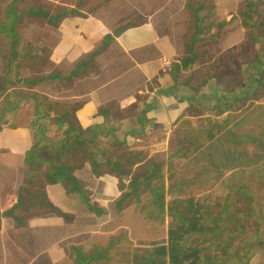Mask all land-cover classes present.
Masks as SVG:
<instances>
[{"label": "rangeland", "instance_id": "obj_1", "mask_svg": "<svg viewBox=\"0 0 264 264\" xmlns=\"http://www.w3.org/2000/svg\"><path fill=\"white\" fill-rule=\"evenodd\" d=\"M243 2L233 0L234 11L230 14L234 20L228 24V28H224H227L226 33L220 32V24L228 17L229 11L217 12L203 21L205 29L200 35L203 42L194 47V54L200 62L179 76L180 83H183L193 73L194 80L190 84L195 86L207 75L217 73V78L210 80L201 90L221 96L220 109L224 110L227 105H232L233 109L221 114L216 109L207 110L205 106L194 109L192 117L184 120L178 128V150L166 158L163 173L168 179L167 184L173 188V197L194 199L200 203L202 212L208 211L204 225L219 231L206 233L208 239L213 238L211 250L214 243L227 241L231 233L235 239L229 252L234 263L264 264V249L256 244L258 239L264 240V83L255 93L257 99L252 102V107L246 109L251 106L249 101L242 105L234 100V96H241L239 89L253 73L246 71V59L252 50L236 11V7L238 10ZM39 4L35 0H0V24L15 15L18 17V37L15 34L18 43L14 45L20 51L15 59L11 58L8 45L13 38L5 41L0 36V117L3 116L0 126L4 129H21L31 128L34 123H45L47 132L44 140L35 132V141L38 147L52 148L58 145L61 132L58 133L56 126L49 125L48 120L38 118L31 96L42 95L52 103L68 105L72 109L80 103L81 100L76 97L84 92L86 86L72 76L56 75V66L48 60L55 40L50 32V24L43 18L29 14L30 10H35L31 7L36 8ZM257 4L259 10L264 11V0ZM41 6L40 11L50 13L51 5L48 2ZM207 8L210 6L207 5ZM4 29V36H11L8 29ZM214 36H217L215 40ZM262 43L256 45V50L262 47ZM259 54L264 61V54L260 50ZM186 56H190L188 50ZM220 58L225 63L216 70L214 65ZM215 85L218 86L217 90L214 89ZM183 92L193 94L187 87L180 90V94ZM204 104L213 107L215 101ZM101 146L108 147L110 152L122 153L112 148L109 142L102 141ZM131 206V210L119 218L114 235L104 234L100 242L84 250L93 252L96 247H106L111 237L117 239L108 252L107 260L93 264H133L134 255L141 253L148 244L166 239L168 219L164 222L154 211L149 194L142 196L140 203ZM42 213L34 210L29 216ZM229 215L234 216L237 229L226 230L231 228ZM219 233L220 239L217 238ZM24 239V236L11 231L0 232V264H50L44 256H37L38 252L33 251ZM19 240L23 241L20 245ZM246 243L253 246L244 248ZM204 246H208V242ZM236 248L240 255L244 256V253L250 257L249 261H240V256H233ZM67 252L60 250L53 264H75L71 259L67 261Z\"/></svg>", "mask_w": 264, "mask_h": 264}, {"label": "crops", "instance_id": "obj_2", "mask_svg": "<svg viewBox=\"0 0 264 264\" xmlns=\"http://www.w3.org/2000/svg\"><path fill=\"white\" fill-rule=\"evenodd\" d=\"M35 1L40 3L31 7L35 11L48 2L50 15L67 13L55 26L49 25L55 40L48 60L56 66L57 76L72 75L86 86L76 97L81 106L73 122L82 129L111 127L115 129L113 137L126 143L127 152L166 165V158L178 150L180 124L192 116L189 104L180 99V91L174 96L159 91L173 87L171 70L187 57L197 7L204 5L205 12H211L209 18L229 11L224 19L229 22L234 17L230 14L233 0ZM32 143L28 128L0 132V211L16 202L25 175L24 154ZM73 174L82 183L85 198L67 194L61 184L46 187L49 202L65 214L64 219L33 215L28 226L20 229H15L9 219H2L0 232L24 236L37 256H44L50 264L62 249L68 251L65 258L70 262V248L87 250L104 234L114 235L119 218L132 207L118 209V180L110 174L97 178L88 165L75 168ZM87 201L96 212L89 209ZM22 242L19 240V245Z\"/></svg>", "mask_w": 264, "mask_h": 264}, {"label": "trees", "instance_id": "obj_3", "mask_svg": "<svg viewBox=\"0 0 264 264\" xmlns=\"http://www.w3.org/2000/svg\"><path fill=\"white\" fill-rule=\"evenodd\" d=\"M258 2L260 0H244L237 10L240 26L243 28L246 41L252 50V54L246 59L245 65L247 66L246 71H252L253 73L239 89V91L241 90V96H234L235 103L239 102L243 105L246 101H249L251 106L246 107V109L252 107V102L257 99L255 93L264 83V78H262L264 61L259 54V50L260 53L264 54V11L259 10ZM204 9V5H201L194 11L195 26L191 37L190 56L184 58L180 64L172 68L173 87L167 91H159L163 95L170 94L174 96L182 88L187 87L193 94H182L180 99L189 104L190 115L194 109H202L204 106L207 110L216 109L219 114L233 109L232 105H227L224 110L220 109L219 100L222 97L210 95V93L201 90L210 80L217 78V73L207 75L205 80L195 86L190 84L194 80L193 73L185 82H178L181 73L190 71L200 62L199 57L194 54V47L203 42L200 37L201 31L205 29L203 21L211 15V12H205ZM29 14L43 18L48 21V24L54 26L53 21L57 22L60 17L67 15L65 11L50 15L47 12L35 10H30ZM17 18L15 15L11 20H6L0 24L1 39L7 41L9 37L10 39L13 38L8 45L10 56L13 59L20 52L17 46L15 47L18 43V39L15 38L18 34L16 32ZM233 20L234 17L229 22L220 24V32L226 33L227 30L224 28ZM4 27L8 29V34H11V36H4ZM216 37H213L214 40ZM106 41H108V38L105 40V44ZM261 42H263L262 47L256 50V45L261 44ZM90 59H92V55ZM224 63V60L220 58V61L214 65V69L217 70ZM31 98L35 101L38 118L46 119L49 121V125L56 126L58 133L61 132V137L55 147L41 148L38 147V143L35 141V132L44 140L47 125L45 123L40 125L34 123L31 128H28L32 132L33 143L24 154L25 175L17 189L16 202L11 207L0 211V231L2 219H9L15 229L27 227L29 215L34 210L43 211L42 214L37 216H56L64 219L65 214L49 202L46 187L61 184L67 194H75L85 198L86 191L83 190L82 183L74 176L73 170L88 165L95 177L110 174L118 180V188L121 193L118 200L120 211L130 204L140 203L142 196L149 194L154 211L160 215L164 222L168 219L166 239L148 244L141 253L134 255L133 264H236L232 261V254L229 252L235 236L230 233L227 241L214 243L213 250L210 249L213 238L208 239L206 233H218L219 231H213L204 225L203 222L209 216V213L208 211H201L202 207L198 201L173 197V188L167 184L168 179L163 173L164 164H157L153 159H145L141 155L127 152L126 143L113 137L115 129L111 127L107 129L103 126L80 128L73 122V115L81 106L80 103L71 109L68 105L60 106L52 103L42 95L33 94ZM211 100L215 101L213 107L204 104V102L210 103ZM2 117H0V120H2ZM3 129L4 127L0 126V132ZM102 141L109 142L111 147L116 148L118 151L121 150L122 153L119 155L117 151L110 152L108 147L101 146ZM139 163H142V165L133 170V165ZM125 181L128 182L125 183ZM87 205L93 212L97 211L88 201ZM233 217H229L231 228H226V230H232L233 227L234 229L238 228V223L234 221ZM217 238H221L220 233ZM116 240V238L111 237L106 247H96L93 252H86L82 248L72 247L69 258L75 264H93L98 261H106L108 252ZM205 242H208V246H204ZM256 244L259 245L260 249H264L263 239H258ZM250 246L253 245L246 243L244 248H250ZM243 255L239 254L237 248L233 252V256H240V261L245 259L246 262L249 261L250 257H246L244 253Z\"/></svg>", "mask_w": 264, "mask_h": 264}, {"label": "built area", "instance_id": "obj_4", "mask_svg": "<svg viewBox=\"0 0 264 264\" xmlns=\"http://www.w3.org/2000/svg\"><path fill=\"white\" fill-rule=\"evenodd\" d=\"M166 67H168L169 65L168 64H165Z\"/></svg>", "mask_w": 264, "mask_h": 264}]
</instances>
